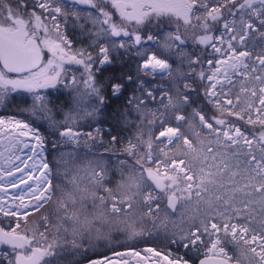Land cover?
I'll list each match as a JSON object with an SVG mask.
<instances>
[{
    "label": "snow or ice",
    "instance_id": "snow-or-ice-1",
    "mask_svg": "<svg viewBox=\"0 0 264 264\" xmlns=\"http://www.w3.org/2000/svg\"><path fill=\"white\" fill-rule=\"evenodd\" d=\"M0 264H264V0H0Z\"/></svg>",
    "mask_w": 264,
    "mask_h": 264
},
{
    "label": "bare ground",
    "instance_id": "bare-ground-1",
    "mask_svg": "<svg viewBox=\"0 0 264 264\" xmlns=\"http://www.w3.org/2000/svg\"><path fill=\"white\" fill-rule=\"evenodd\" d=\"M21 187H23V185H21ZM10 191H13V192H14V191H16V190H15V189H10Z\"/></svg>",
    "mask_w": 264,
    "mask_h": 264
}]
</instances>
